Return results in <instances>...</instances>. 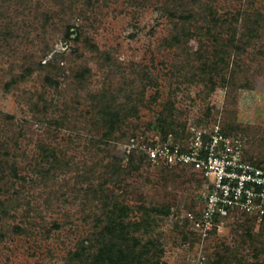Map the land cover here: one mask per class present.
<instances>
[{"label": "rangeland", "instance_id": "obj_1", "mask_svg": "<svg viewBox=\"0 0 264 264\" xmlns=\"http://www.w3.org/2000/svg\"><path fill=\"white\" fill-rule=\"evenodd\" d=\"M169 114L264 164V0H0V264H90L109 240L136 264H264V216L202 235L200 177L125 153Z\"/></svg>", "mask_w": 264, "mask_h": 264}, {"label": "built area", "instance_id": "obj_2", "mask_svg": "<svg viewBox=\"0 0 264 264\" xmlns=\"http://www.w3.org/2000/svg\"><path fill=\"white\" fill-rule=\"evenodd\" d=\"M124 151L142 153L154 167H182L200 177L201 205L185 216L202 235L237 214L264 216V167L248 160L244 139L220 124L189 126L182 138H130Z\"/></svg>", "mask_w": 264, "mask_h": 264}, {"label": "trees", "instance_id": "obj_3", "mask_svg": "<svg viewBox=\"0 0 264 264\" xmlns=\"http://www.w3.org/2000/svg\"><path fill=\"white\" fill-rule=\"evenodd\" d=\"M257 21H258V19L256 18L254 20V24L255 25H257ZM77 30L78 29L76 28L75 25H67L64 35H65V37L70 38L72 34H76V35L78 34ZM249 32H251V31H249ZM235 47L238 50L241 49V41H240V39H238V44L235 45ZM103 113L105 115L104 118H105L106 124L108 126L107 133H108V131L112 130L113 125L115 123L120 122L121 124H123V121H124L123 116L119 115L115 108H112V107L105 108V112H103ZM177 127H178L177 121L174 120L173 118H171L170 114H169V119H165V118L164 119L163 118L159 119L158 122L153 125L155 134L159 135L161 138H164L168 133H172L177 138H182V136L184 134L180 135V132L178 133ZM222 130L225 133H228L223 128H222ZM136 137H137V135L134 134L130 138H136ZM133 152H136L141 159L145 160V156L142 153L137 152V151H133ZM245 154H246V151H245ZM113 158H117V157H113ZM246 158H247V156H246ZM248 160L253 161L251 158H249ZM253 162H255V161H253ZM132 163H133V161L131 160V163L129 165H131L132 168H136ZM255 163H257V164H259V165L264 167V164H261L260 162H255ZM182 169H185V168H182ZM116 205H117V203H116ZM113 207H115L114 204H113ZM120 209L121 208H118L117 210L116 209H112V211H115L114 213L113 212H109L110 216H108V218L111 219L110 224H111V227H112V228L109 229V232H113V231L119 230V233H120L121 230H125L126 229L123 221L121 220V218L118 217L119 214H120V213H118V211ZM192 212L194 213L195 211H192ZM112 215H113V217H112ZM144 248H145V250H142L143 255L148 254L149 250H150V247H148V245H147ZM138 254H139L138 256L140 257L141 253H138ZM138 256H135V254L132 251L127 250L125 245L122 246L121 244L114 243L111 240L103 241V242L98 241L97 250L93 254L92 259H91L92 261H91L90 264H136ZM219 262L217 261L216 264H219Z\"/></svg>", "mask_w": 264, "mask_h": 264}]
</instances>
